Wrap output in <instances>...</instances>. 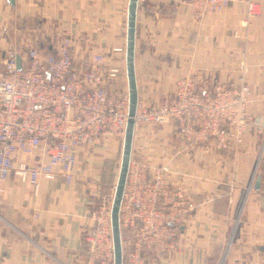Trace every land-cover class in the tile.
<instances>
[{
	"label": "crops",
	"instance_id": "crops-1",
	"mask_svg": "<svg viewBox=\"0 0 264 264\" xmlns=\"http://www.w3.org/2000/svg\"><path fill=\"white\" fill-rule=\"evenodd\" d=\"M252 1L257 14L247 20L239 0L200 17L175 0H138V103L170 99L175 80L184 76L207 88L238 83L242 63L251 90L248 126L229 149H187L173 122L134 129L129 164L168 165L170 186L197 205L182 223L171 225L169 247L140 253L143 264H264V0ZM127 5L128 0H0V68L29 42L50 51L51 41L65 34L73 39L76 61L100 54L120 69L111 94L127 91ZM121 146L120 139L107 137L92 150L81 149L73 180L66 183L59 173L41 178L36 194L11 176L0 195V264H98L89 258L83 233L99 197L114 192Z\"/></svg>",
	"mask_w": 264,
	"mask_h": 264
},
{
	"label": "built area",
	"instance_id": "built-area-1",
	"mask_svg": "<svg viewBox=\"0 0 264 264\" xmlns=\"http://www.w3.org/2000/svg\"><path fill=\"white\" fill-rule=\"evenodd\" d=\"M175 1L200 17L233 0ZM239 1L245 4L247 20L257 14L255 2ZM51 46L46 51L29 42L22 54L7 57L0 68V195L11 176L30 185L34 194L41 178L54 179L59 173L70 183L78 151L92 150L107 137L123 140L128 92L109 91L120 69L109 66L100 54L76 61L69 35L60 34ZM246 71L240 64L238 83L215 88L191 75L176 79L170 99L137 104L134 129L173 122L176 138L187 149H229L241 142L248 126L251 90ZM19 154L29 158L19 160ZM169 172L168 165L129 164L119 209L125 264H143V250L169 247L175 237L171 225L182 223L197 206L170 186ZM112 199L113 194L99 197L83 233L89 258L98 264H113Z\"/></svg>",
	"mask_w": 264,
	"mask_h": 264
},
{
	"label": "water",
	"instance_id": "water-1",
	"mask_svg": "<svg viewBox=\"0 0 264 264\" xmlns=\"http://www.w3.org/2000/svg\"><path fill=\"white\" fill-rule=\"evenodd\" d=\"M137 6L138 0H128L125 42V71L128 92V119L126 122L124 136L122 140L120 164L114 187L110 212L111 234L113 244V264H123V250L119 226V209L128 174L132 139L134 134V115L138 104V91L134 66ZM16 64L17 69H19V56H16ZM259 182L260 178L259 176H257L254 182V189L259 188ZM260 249L264 250V246H262Z\"/></svg>",
	"mask_w": 264,
	"mask_h": 264
},
{
	"label": "rangeland",
	"instance_id": "rangeland-1",
	"mask_svg": "<svg viewBox=\"0 0 264 264\" xmlns=\"http://www.w3.org/2000/svg\"><path fill=\"white\" fill-rule=\"evenodd\" d=\"M121 144H122V142H121ZM120 156H121V147L119 148V151H118V158H120Z\"/></svg>",
	"mask_w": 264,
	"mask_h": 264
}]
</instances>
